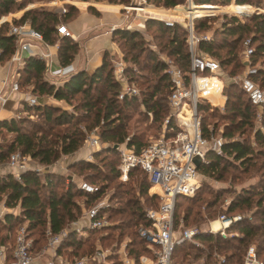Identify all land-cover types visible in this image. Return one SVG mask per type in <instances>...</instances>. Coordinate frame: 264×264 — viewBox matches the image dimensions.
<instances>
[{
	"label": "trees",
	"instance_id": "1",
	"mask_svg": "<svg viewBox=\"0 0 264 264\" xmlns=\"http://www.w3.org/2000/svg\"><path fill=\"white\" fill-rule=\"evenodd\" d=\"M82 2H106L109 4H129L130 0H78ZM148 4L155 7H165L168 10L176 9L183 5L184 0H146ZM196 4L211 5L214 0H193ZM223 4L230 2L236 4H250L255 7H264V0H218ZM28 0H0V20L5 14L22 10ZM175 7V8H174ZM69 10L60 13L56 10H46L42 7L27 9L19 18H13L11 22L0 24V62L10 58L15 51V39L8 35L11 24L28 23L30 27L38 30L44 40L49 44H58L56 50L59 66L72 63L78 53L77 43L70 37L57 33L56 26L72 18L77 9L73 5H67ZM178 8V7H177ZM74 13H73V11ZM88 10L95 15L98 11L93 6ZM177 12L185 14V10L177 9ZM155 13V11H153ZM194 31H205L209 28L207 19H195ZM144 28H155V34H159L158 42L161 53L170 57L173 62L183 71L189 66V49L186 42L187 32L185 28L175 23L167 26L159 19H147ZM112 40L121 49L122 59L129 62L125 67V76L128 75L130 82L143 80L146 84L141 89L140 96H124L118 98L120 83L115 78L111 56L106 52L101 64L91 73L79 70L63 82L53 83L46 79L44 61L37 55H26L22 67L19 69V85L31 84L32 92L39 95H51L56 100H63L72 105L73 111L69 112L57 106L42 105L27 106L28 110L36 109L39 114L40 123H32L31 128L25 127V119H0V135L3 133L11 136L1 137L0 141V164L7 163L11 153L19 152L29 156L30 159L42 166H50L63 155L75 153L85 139V131L97 128L98 136L102 142L112 144H126L134 151H140L145 143L140 134L129 135V124L132 119L131 110L136 109V104L143 106L147 115L150 113L151 122L158 126L168 116L169 108L167 98L170 92L169 78L165 72V63L160 59L155 50L150 48L142 33L135 28H116L112 32ZM156 36V35H155ZM252 39L254 51L251 62L257 66L256 74L251 78L264 88V14L253 13L249 17L240 18L228 16L220 30L215 31L209 40H201L198 48L201 52L216 58L227 77L234 76L243 70L244 64L240 59L242 42L245 38ZM159 39V38H158ZM162 39H165L164 41ZM147 46V47H146ZM148 60L144 62L141 58ZM143 71L148 72L144 73ZM152 76V77H151ZM224 92L227 95L223 111L220 113L218 107H209L201 104V114L209 112L211 116L219 113L220 118L227 123L223 126L221 134L225 138L222 153L206 151L207 163H200L197 171L200 178L203 175L214 178L216 181H229L234 184L239 174H245L254 169L250 177L258 179L247 187L236 191L230 185L228 189H214L205 191L197 189L193 196H178L175 202V217H182L184 223H200L203 220V210H209L216 206L224 193L230 194L231 198L222 207V213L227 216L236 213H245V216L226 228V236L220 233L203 231L197 235V240L203 248L195 247L187 242L181 243L174 248L171 264L177 259L180 264H192L188 259L197 260L204 254L205 261L199 264H210L213 253L224 256V264H242L243 256L249 245H254L258 259L264 261V109L260 127L251 131L256 122V108L253 106L239 84L226 80ZM140 110V113H145ZM149 112V113H148ZM204 115L201 122L203 134H210L209 124ZM83 126V128L81 127ZM213 127V126H212ZM214 128V127H213ZM166 137L172 136L177 131V126L170 119L167 125ZM128 138V140H126ZM255 145V146H254ZM103 154L100 161L102 168L92 161L78 160L69 169L78 165L80 172L91 170L83 177V180L97 187L94 193H87L78 187L73 181H67L64 174L46 170L38 174L33 170L20 173L19 179L14 174L0 176V200L3 196L4 205L9 208L19 206V213H6L0 218V246L11 242L8 249V257L11 245L14 243L15 231L20 224H25L28 237L32 240V252L39 251L46 243V228L52 233H58L72 221L78 220L82 215L83 207L76 200L82 198L84 206L91 207L105 193L108 182L118 180L115 185V193L112 198L119 201L122 207L114 211L116 214L126 215L125 218L112 227L111 231H118L121 239L125 234L130 237L127 243L128 254L135 260L143 254H149L147 243L138 234V227L147 225L144 208L139 197H133V186L129 179L140 173L143 178L137 182L139 196L156 200V195H148L149 182L147 175L140 169L130 172L128 181H120L119 153L111 146L93 154L98 157ZM110 156V157H108ZM231 170V174L229 171ZM98 177L100 185L94 183ZM205 194L211 195V199L205 198ZM125 196H128L127 198ZM125 199V201H124ZM185 200L187 205L182 213L177 212L178 201ZM92 204V205H91ZM106 208L102 210V213ZM208 213V212H207ZM210 214V212H209ZM209 216V215H208ZM194 225V224H193ZM96 230H88L86 237H78L76 233H69L58 247V254L64 249L70 250V256L90 254L93 251V242H90ZM112 234L100 239L110 238ZM194 248L197 252L189 253L186 248ZM179 264V263H178Z\"/></svg>",
	"mask_w": 264,
	"mask_h": 264
},
{
	"label": "built area",
	"instance_id": "2",
	"mask_svg": "<svg viewBox=\"0 0 264 264\" xmlns=\"http://www.w3.org/2000/svg\"><path fill=\"white\" fill-rule=\"evenodd\" d=\"M200 5L205 4H198L197 6ZM228 5L235 6V11L226 10L225 7ZM149 6L146 0H134L128 6H123L127 21L123 25H112L109 29L110 32L117 27L134 28L135 17L136 21L139 18L147 20L149 17L158 19L156 15L144 11V8ZM182 6L188 11V14L183 17V24L176 21V19L175 21L173 19H159L167 26L179 23L185 28L187 32L186 42L190 54L187 71H183L178 67L170 57L165 56L162 58L170 82V92L167 98L169 114L164 119L163 132L157 139L149 141L138 152L129 148L126 144H118L116 150L119 153L117 168L121 181H127L132 170L140 169L147 175L149 191L151 188H155L151 196L156 195L157 205L144 209L148 224L141 225L137 229L139 236L147 243L149 254H143L138 260H135L128 254L127 243H123L116 250L97 248L91 256L76 258L71 262L61 261L58 264H91V261L98 264H171L172 253L177 245L187 242L203 247L196 238L198 234L208 231L226 236V228L243 218L239 214L227 216L222 213L217 219L210 221L207 228L202 229L197 226H187L182 217L176 218L174 214L176 198L178 196H191L200 186V174L193 160L197 158L200 163H207L206 151L211 150L221 154V148L226 141L221 133L214 134L213 127H209L210 134L208 136L203 134L201 104L205 103L212 107L223 108L227 100L224 87L228 79L239 84L250 103L255 106L256 123L259 127L264 109V88L260 87L251 78V75L256 74L258 70L257 66L251 62V55L254 51L252 39L247 37L242 42L240 54V59L244 64L242 73L227 77L219 61L201 52L198 48V43L201 40H209L211 37L207 33L197 35L194 31V20L200 17L199 12L194 9L195 2L184 0V4L178 5L176 8H182ZM216 9L241 18L249 17L253 13L264 14V8L253 7L250 4L232 3L218 6ZM65 11L66 9L62 8V12ZM206 11L208 16H211L214 12L210 9ZM143 12H148V15L142 16L141 13ZM56 30L59 35L75 40L73 33L67 28L66 24L59 23ZM8 35L13 36L15 39V51L8 60L12 71L2 83L0 107L5 105L12 93L19 92V69L22 67L26 55H37L44 61L45 77L53 83L62 82L76 72L72 63L53 67V53L50 49L52 47L57 49L58 44L46 42L42 34L30 27L28 23L11 24ZM125 67L122 58L113 63L115 78L123 84V90L118 94L119 99L124 96L138 95V91L126 82ZM24 100L28 106L38 104L36 96L31 93L25 94ZM172 118L176 120L177 131L172 136L166 137L165 131L169 130L167 125ZM85 144L92 149L100 146L95 131H92L91 135L86 137ZM113 145L115 144L108 146L113 148ZM85 160L91 161L92 154L89 153ZM7 164L15 169L14 176L17 179H19L20 173L30 169L42 174L40 165H34L29 156L22 155L19 152L11 153ZM69 181L74 180L70 179ZM77 184L81 190L87 193L97 191L95 185L83 179L79 180ZM108 206L106 199H99L91 207L85 209L78 220L72 221L58 233H52L50 228H46V243L38 254L50 252L52 256L60 259L61 255L58 254V247L62 240L72 232L84 236L88 230L101 229L106 224L102 210ZM215 222H218L217 227H214ZM31 249L32 240L28 237L26 226L20 225L15 231L14 243L9 257L8 249L5 246H0V264H37V255H34ZM213 256L215 261L212 264H224V256L218 253H214ZM47 264L55 263L49 261ZM242 264H261L254 245L247 247Z\"/></svg>",
	"mask_w": 264,
	"mask_h": 264
},
{
	"label": "rangeland",
	"instance_id": "3",
	"mask_svg": "<svg viewBox=\"0 0 264 264\" xmlns=\"http://www.w3.org/2000/svg\"><path fill=\"white\" fill-rule=\"evenodd\" d=\"M60 1H62V2L59 3L58 0H55V2H58V5H60L58 11L60 13H64V12H62V8H65L66 11L69 10V9L67 8V6H61V4L64 3L63 1H65L67 5H72V4H70V1H75V0H69V1L60 0ZM76 1H78V0H76ZM133 1L134 0H130V3H133ZM50 2H52V1H50V0H28V2H26L25 6H24V9L25 8H29V7L30 8L31 7L32 8H40V7H42L44 9H47L49 6L51 7L52 5H57V4H52ZM29 3H31V4H29ZM103 3H106V2H98L97 4H103ZM232 3L233 2H230L229 4H232ZM129 4H127V5L120 4V5L128 6ZM210 4H211V6H217V7L218 6L227 5V4H223L221 1H218V0H214ZM149 5H150L149 6L150 8H152L155 11H158V12H155V13H151V15H156L158 17V19H163V20H165V19H173L174 21L176 19V21H178L180 23L182 22L181 24H183L184 15L182 13H181V15H180V12H175V11L173 13H164L163 11H165V12L168 11V8H165V7H162V6L155 7V6L151 5V4H149ZM195 5L197 6L198 4L195 3ZM228 6H230V5H228ZM183 7L184 6H182V10H185V8H183ZM253 7H255V6H253ZM261 7H263V6H261ZM74 8L77 9L76 6H74ZM51 9H53V8H51ZM235 9H236V7L234 6V11H235ZM195 10H201V12H199L200 17H198L196 19H207L209 21V28L207 30L199 31V32L195 31V33L197 35H202L203 33H207V34L210 35L211 38H212V35L215 33V31L220 30L222 28V25L226 21L228 16H236V15H233V14H230V13L221 12V10H218L216 8L212 9L214 12H212L213 14L211 16H208L206 14L207 11H203L204 9L196 8ZM226 10L229 11L228 8ZM73 13H74V11H73ZM11 15H14V14H11ZM141 15L142 16L148 15V12H143V13H141ZM7 16L10 17L9 14H7ZM13 18H14V16L12 17V19ZM7 21L8 20H5V22H7ZM1 22L2 21L0 20V23ZM136 26H138L137 23H136ZM136 29H138L142 33L147 45L150 48H152L153 50L156 51V53H157V55H158V57L160 59H162L163 57L166 56L165 54L160 52L159 46L157 45L158 42L161 41V40H160L159 34H155L156 33L155 32L156 31L155 28H150V29H146V28L139 29V28H136ZM162 40L164 41L165 39H162ZM119 50L121 52V49H119ZM121 54H122V52H121ZM118 60H120L119 56L112 55L111 56L112 66H113V63L115 61H118ZM141 60L144 61V62L148 61L146 59H143V57L141 58ZM6 63H8V59H6V60L1 62L2 65L6 64ZM124 64L126 65V67L129 66V62H125L124 61ZM242 71L243 70H240V71H237V72L242 73ZM143 72L148 74V72H146V71H143ZM240 73H238V74H240ZM128 78H129L128 75H126L127 84L132 86V87H134L138 91V95H135V96H140V91H141V89L145 88L146 84L141 79H138L137 82H130L128 80ZM23 80L21 82L20 90H19V92L22 93L23 95H25L27 93H31L32 95L36 96L38 104L39 103H42V105L48 104V105L60 107V108L65 109V110H67L69 112L73 111V107L72 106H73L74 103H76L77 99H75L72 102V105L69 104V103H66L65 101H61L60 102V101H57V100H53V97L51 95H45V94H43V95L40 94L39 95L38 93L32 92L31 91L32 90V85L31 84H25V83L23 84ZM122 86H123V84L120 83V91L123 90ZM209 107L212 108V106H209ZM33 108H35V107H33ZM33 108L31 110H28L27 106H26V102H23L19 106V108L16 110V112L12 115V117H14L15 119H21V118L25 119L26 120V122L24 124L25 127L26 128H31L32 123H37V124L40 123L39 114L36 111V109H33ZM218 109H219L218 111L220 113L223 111V108H219L218 107ZM140 110L142 112H145V108L143 106L139 105L138 103L136 104V109L134 108L133 110H131V113L133 115H132V119H131L130 124H129L128 132H129L130 136H131L132 133H135V132L137 134H140L142 136L143 140L145 141V143H147L149 141H153V140L157 139L162 134L164 121L161 123L160 126H158V124L154 125L151 122L150 113L148 112L149 113L148 115H147V112L141 114ZM201 115H202V118H203L204 115L207 117L206 118V122L209 124L208 125L209 127H212V126L214 127V134L221 133L223 126L227 123L226 121H224V120H222L220 118L219 113L213 114L214 116H211L209 114V112H206V113L201 114ZM202 118H201V122H202ZM173 122L176 124L175 118H173ZM81 127L83 128V126H81ZM258 127H259L258 124L255 122L254 128L252 130H249L247 134L251 133V131L254 132L255 129H257ZM84 131H85V139H86V137L88 135H91L92 131H95V134L98 137L99 142H100V146L98 148H95V149H92L90 147H87V145H85V147H87V150H85L86 153H88V152L92 153V156H93V154L95 152L101 151L105 147H108V145H109L108 142H102L100 140V138L98 136L97 128H92L91 130H84ZM166 131H165V133H166ZM10 136H11L10 134L3 133L2 136L0 135V141H2L1 137L2 138L6 137V139H8ZM165 136H166V134H165ZM85 139H84L81 147L75 153H73L74 156L72 155L71 158L69 157V158L64 159V157H66L67 155H63L58 160H56L54 163L61 162L58 165L61 164V166H64V167H66V169H69L70 165H72L73 163H75L78 160H82L78 156V151L80 149L84 148ZM92 151H94V152H92ZM101 157H103V154L101 156H98V157H92L91 161L94 162V163H97L102 168L103 171H106V168L101 166L102 165V161H100ZM108 157H110V156H108ZM86 161H88V160H86ZM88 173H92V171L91 170H86V171L80 172V170L78 169V165H75V167H73V169H69V170H67L65 172V179L69 181L70 178H73V176H74L75 179L78 178V180H81ZM230 174H231V170L229 171L228 175H230ZM252 174L255 175L253 168H251L248 173L239 174V178L234 184H230L229 181H216L212 177L203 175L202 178H201V181H200L199 189H203L205 191H210V190H214V189H228L230 187V185H231V186H233V188L236 191H240L242 187H247V186H249V185H251L253 183H256L259 174L256 177H252L251 178L250 175H252ZM141 178H143V176L140 173H135L129 179V184L133 186V193H134L133 197H136V196L139 197L140 201H141V205L145 209V208H147L149 206H153V204L156 202V200H152L151 201L150 199H147L145 196H139L138 188H137V182L139 180H141ZM93 181L98 186L101 183V181H100V179L98 177H95ZM127 181H128V179H127ZM116 183H118V180H114V181L108 182L109 185L106 188L105 193L99 198V199H106L108 204H109V206L106 208V211L104 212V216H105V219H106L105 226H103L101 229H97L96 233H94L92 235V237L90 238V242H93V251L90 254L86 253V254H83V255L70 256L69 252L71 251V249L70 250L64 249L61 252V254H60L61 255L60 259L59 258H55L54 256H52V254L50 252H46L44 254H38L39 251H37V252L34 251L33 252L34 255H37V264H47L49 261H53L55 264H58L61 261L62 262H71V261H73L76 258L91 256L97 248H101L102 250H116L123 243H128L129 242L130 237L127 236L126 234L123 237H121V239H120L118 237V233H119L118 231L109 230L110 229L109 227H112L116 223H119L122 220V218L126 217V215L116 214L114 211H112V210H115L118 207H122V205H123L119 201H117L116 199L112 198V196L114 195V193L116 191V189H115ZM193 195H191V196H193ZM125 197L127 198L128 196H125ZM211 197H212L211 195L205 194V198L211 199ZM230 198H231L230 194L228 195V194L224 193L222 195L221 199H220V202L216 206L212 207L209 210H203L202 209V212L204 214V218H203L202 221H200V223H190L187 226H197V227L202 228V229L206 228L207 224H209L210 221L217 219V217L222 214V212H221L222 211V207H224L226 205V203L229 201ZM3 200H4V198L2 196V198L0 200V203ZM76 200L83 207L82 212L85 209L89 208V206L88 207L84 206V202H83L82 198H76ZM124 201H125V199H124ZM178 203H180V204H179V207L177 208V212H179L181 214L183 208L187 205V202L185 200H181L180 199L178 201ZM92 204H94V202ZM209 212H210V214H209ZM236 214H239L242 217L245 216V213H236ZM20 225H25V224H20ZM4 234H5V231H1L0 232V235H4ZM109 234H112V236L110 238L100 239V237H106ZM87 235H88V232L84 236H79L77 234L78 237H86ZM11 242L10 243L9 242L6 243V245H8L7 248L9 247L10 244H12ZM188 244L194 245L195 247H198V248H203L201 246H197V245L192 244V243H188ZM39 245L43 247L45 244L43 245V242H41ZM11 246H13V245H11ZM186 251H188L191 254L197 252L194 248H190V247L186 248ZM201 255L202 256L200 258H198L197 260H193L190 257L188 259L191 261L192 264L203 263L205 261L204 254H201ZM213 255H214V253H213ZM214 261H215L214 257H213L212 261L209 260V262H211L210 264H212ZM259 261L261 262V264H264V261L262 259L261 260L259 259ZM173 263H175V264L179 263L180 264V262L177 259H174ZM91 264H98V263L91 261Z\"/></svg>",
	"mask_w": 264,
	"mask_h": 264
},
{
	"label": "crops",
	"instance_id": "4",
	"mask_svg": "<svg viewBox=\"0 0 264 264\" xmlns=\"http://www.w3.org/2000/svg\"><path fill=\"white\" fill-rule=\"evenodd\" d=\"M52 4L51 7L49 6L46 10H57L59 9L58 2L61 3L62 1L58 0V2H55V0H50ZM69 1V0H67ZM61 4V6H67L66 2ZM49 3V4H50ZM31 4V3H29ZM70 4L76 6L77 12L76 14L70 18L69 20L63 22L66 24L67 28L73 33L75 37V42L78 45V53L76 54L72 64L77 71L79 70H85L89 73L93 72L102 62V58L106 52L110 54V56H119V59L122 58V54L116 45L115 42L112 40V34L110 32V27L112 25H123L127 21V18L125 17V13L123 10V6L120 4H109V3H103V4H97V2H82V1H70ZM56 6V7H55ZM80 6V7H79ZM89 6L95 7V9L98 11V15L93 14L88 10ZM53 8V9H51ZM264 8V7H261ZM30 8H23V10H19L14 13H9L10 17L5 14V17H2L1 23L5 22V20H8L7 22H11L10 20L14 16V18H19L23 12ZM169 9V8H168ZM177 10V9H176ZM174 10L175 12H177ZM174 11H170L169 13H173ZM14 14V15H11ZM181 14V13H180ZM144 19L139 18L136 21V17L134 18V28L136 29V23L137 28L141 29L144 28ZM0 23V24H1ZM51 52L53 53V67H58L57 62V55H56V48H51ZM12 71V68L8 63L1 64L0 62V90L2 88V83L4 80H6L10 73ZM45 75V73H44ZM65 80V79H64ZM63 80V81H64ZM62 81V82H63ZM25 95H23L20 92H14L10 95L8 101L5 103L3 107H0V119H8L11 118L12 115L16 112V110L19 108V106L25 102L24 100ZM53 100H56L53 98ZM57 101H63V100H57ZM8 114V115H7ZM86 144H84V148L80 149L78 151V156L80 159H84L87 157L88 153L85 152L87 150V147H85ZM94 152V151H92ZM92 154V153H91ZM73 154L67 155L64 157L71 158ZM74 156V155H73ZM93 157V156H92ZM61 161V160H60ZM61 162H56L50 166H41L42 167V173L46 170L57 172L60 174H64L69 169H66V167L58 165ZM34 165H38L33 162ZM15 174V169L10 167L7 163L0 164V176L5 174ZM73 182H78V178L75 179L74 176ZM68 181V180H67ZM155 190V188H151L150 191L148 189V195L151 196L152 192ZM19 206H16L15 208H9L4 205V200L0 203V218L2 219L3 216L6 213H15L18 214ZM83 213V212H82ZM208 227V224L206 228Z\"/></svg>",
	"mask_w": 264,
	"mask_h": 264
},
{
	"label": "bare ground",
	"instance_id": "5",
	"mask_svg": "<svg viewBox=\"0 0 264 264\" xmlns=\"http://www.w3.org/2000/svg\"><path fill=\"white\" fill-rule=\"evenodd\" d=\"M196 8H199V9H204L203 11H206V10H208V9H210V10H212V9H215V8H218L217 6H211V5H200V6H195L194 7V9H196ZM229 9V11H231V12H233L234 11V6H232V5H230V6H226L225 7V9ZM135 10H136V8H134ZM145 10L144 11H148V12H150V13H154L153 11H155V10H153L152 8H150V7H145L144 8ZM176 9H182V8H176ZM176 9H173V10H168V11H163L164 13H169L170 11H174V10H176ZM155 12H158V11H155ZM185 12V14L184 15H187L188 14V11H184ZM196 12H201V10H196ZM181 15V14H180ZM178 18V17H177ZM218 226V222H215L214 223V227H217Z\"/></svg>",
	"mask_w": 264,
	"mask_h": 264
},
{
	"label": "water",
	"instance_id": "6",
	"mask_svg": "<svg viewBox=\"0 0 264 264\" xmlns=\"http://www.w3.org/2000/svg\"><path fill=\"white\" fill-rule=\"evenodd\" d=\"M148 19H156V18H151V17H149ZM117 28H120V27H117ZM117 148H118V144L113 145V149L117 150ZM193 162L195 163L196 166H198V165L200 164V160L197 159V158H195V159L193 160Z\"/></svg>",
	"mask_w": 264,
	"mask_h": 264
}]
</instances>
